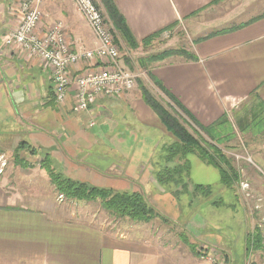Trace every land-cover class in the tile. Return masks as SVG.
<instances>
[{"label": "crops", "instance_id": "1", "mask_svg": "<svg viewBox=\"0 0 264 264\" xmlns=\"http://www.w3.org/2000/svg\"><path fill=\"white\" fill-rule=\"evenodd\" d=\"M21 1L0 0V264H161L165 246L145 238L144 228L121 232L91 221L96 209L90 203L95 200H67L78 207L70 210L41 166L47 158L53 171L72 180L139 192L157 213L167 215L173 200L152 175V157L159 145L143 136L144 131L112 120L122 104L138 108L139 115L127 105L137 124L153 114L136 87L117 100L99 99L81 113L72 112L71 94L63 105L55 103L50 70L20 48L4 46L8 32L21 20ZM225 1L114 0L138 42L164 28H168L164 35L181 26L194 30V41L183 48L193 60L171 56L155 63L150 73L203 127L234 114L247 125L257 111L263 120L264 9L241 4L237 20L206 21V13L232 11L221 4ZM238 1L244 3L236 0L232 7ZM39 8L40 36L59 21L73 50L96 47L71 0H41ZM249 102V110L235 113ZM159 132L164 135L161 128ZM20 144L22 149H16ZM131 156L142 159L131 163ZM215 247L204 253L215 256L216 264H228V254L221 257Z\"/></svg>", "mask_w": 264, "mask_h": 264}, {"label": "rangeland", "instance_id": "2", "mask_svg": "<svg viewBox=\"0 0 264 264\" xmlns=\"http://www.w3.org/2000/svg\"><path fill=\"white\" fill-rule=\"evenodd\" d=\"M227 1L232 3L228 4ZM243 1L244 3H239L238 1L235 6L237 9H235L232 6L236 4V0H226L221 4L228 6L227 11L232 8L231 12L225 14L226 11H223L218 15L213 13L212 16H209V12L206 13L205 20L222 18L221 22H223L229 17L235 18L237 11L241 8V4L242 8L247 5L248 7L259 9L263 6L264 9V0ZM243 12L240 13L238 18L242 17ZM235 20L237 19L235 18ZM155 39H153L155 41H150L146 46L139 44L138 48L134 50H128L124 46L123 50L120 49V60L125 65L124 67L135 75V80L137 79L136 88H138L137 81L139 80L157 100H160L166 107L168 106V110L176 115L190 132H193L197 127L187 120L186 116L177 107L169 105L170 100L159 91L152 81L149 73L155 63L143 66L140 61L148 56L156 55L169 49H186L195 39L194 30L187 26H181L173 34L164 35L162 33ZM139 99L143 100L142 97H139ZM127 105L139 115L138 108L134 104ZM127 105L122 104L118 111V116H112V120H115L117 124L122 122L123 125H130L132 128L144 131L143 136L152 138L153 143L156 146L159 145L154 150L152 160L154 162L159 160L160 164L155 165L153 161L151 163L154 168L153 176L156 177L157 171L160 169L156 166H161V168H172L174 166L173 163L165 161L166 152L163 151L164 145L170 140L162 127L163 124L159 123L158 116L148 105L145 104V108L153 114V117L146 118L144 124L135 122L132 111L128 109ZM250 105V102L246 105H241L235 113H243L249 110L246 106ZM263 112L261 113V116H263L261 122L257 121V124H253V126L255 125L254 127L243 128V130L242 127L245 125L235 119V114L230 116V118L227 115L228 125L225 130V138L223 139L222 137L221 142L214 139V143L221 150L222 157L217 152H214L212 148L209 149L210 154L228 172L229 176L231 174L226 163L230 168L236 170L239 175L237 180L229 179L230 187L225 186L221 182L220 174L216 167L205 163L196 155H192L187 157V160H189L187 181L184 174H181L180 185L174 190H171L172 186L169 184H165L162 187L167 190L166 194L171 196L170 199L173 200L172 211L167 212V215H163L168 220L167 222L153 219L148 223H142L118 217L105 209L99 199L95 200L94 203H90L96 209L93 212L96 217L92 218L91 221L97 222L99 225L104 224V227L113 228V230L121 232L134 230L135 228L142 230L144 228L145 238L154 239V241L165 246H162L166 251L162 252V257L160 256L161 264H216L218 259L215 256L204 253L205 248H214L215 246L219 247L215 248L217 252H220L221 257L225 252L228 254L230 258L228 264H264ZM186 120L188 123H186ZM160 128L163 130L164 135L162 136L159 132ZM197 132L199 139L205 140L208 144L211 143L210 139L201 131ZM141 159L139 156H131L128 161L131 163L137 162L138 164ZM182 184L185 187H182ZM194 185L203 186V191L199 189L198 192H194ZM63 200L62 203L65 202L66 205L70 206V210H78L76 203L67 201L65 198ZM257 226L259 227L258 231ZM244 247L248 256L246 261L243 258ZM167 254L168 256H166ZM216 255L218 254L216 253Z\"/></svg>", "mask_w": 264, "mask_h": 264}, {"label": "trees", "instance_id": "3", "mask_svg": "<svg viewBox=\"0 0 264 264\" xmlns=\"http://www.w3.org/2000/svg\"><path fill=\"white\" fill-rule=\"evenodd\" d=\"M95 1L103 9L105 15L111 22L114 29L115 43L118 45V47H120L119 49L121 50L124 49V46L128 50L137 49L139 44H141L142 46H146L150 41H152L168 29L164 28L160 32H156L150 36H147L141 42H138L135 40L130 29L128 28V25L122 14L119 12L114 0ZM239 27H241V25L235 28H231L229 29V31ZM171 56H180L187 60L194 59L193 55L185 51L184 49H169L159 54L148 56L140 62L143 66H145L146 64L150 65L156 62H162ZM149 75L159 91H161L170 100L169 105L171 107H177L178 110L186 116L187 120L192 122L195 127H197V129L193 130V132H190L188 128H186L180 121V119L168 110V106L166 107L162 102H160V100H157L156 97L151 94L150 91L145 86H143L139 80L137 81L138 88L140 90V94L144 103L148 105L150 109L158 116L166 130L174 138L163 147V151L166 152L165 161L168 163H173L174 166L172 168H161V166H156L160 169L159 171H157V176H153L154 181L161 188L165 184H169L172 186L171 190H174V188L180 185V181L182 180L181 174H184L187 181V173L189 169V160H187V157L196 155L205 163L216 167L219 171L221 182L225 186L230 187V180H237L239 178V175L237 174L236 170L230 168L226 163L229 169V173L231 174V176H229L228 172L219 165L215 157L210 154L209 151V149L212 148L214 152H217L219 154V156L222 155L221 150L214 143V139H217L218 142H221V138H225V130L226 126L228 125L226 115L222 116V118H220L216 123L210 126H201L191 115V113L186 108H184L182 104L151 75V73H149ZM257 114H259V111L252 113L250 124L242 127V130L243 128H251L253 124H257V121L261 122V120L259 119L260 117L257 116ZM186 123H188V121ZM197 131H201L204 135H206L210 139L211 143L208 144L205 140L199 139ZM16 149H22V145H18ZM16 157L17 155L15 156V159ZM154 163L155 165L160 164L159 160H156ZM18 164H21L20 160L18 161ZM50 164L51 163L47 160V158H44L41 166L46 170L51 183L54 185L55 192L58 195L63 196L66 200L92 201L99 199L105 209L110 211L111 214L118 217L128 218L129 220L142 223H148L153 219H159L163 222L168 221L164 216L157 213L154 208H152V206L148 205L146 200L139 192H118L109 188L92 187L86 183L72 180L70 178L64 177L60 173L53 171ZM182 187L185 186L182 184ZM199 189L203 191L204 188L201 185L193 186L194 192H198ZM164 190L167 192L166 189ZM169 192L172 193V191L170 190ZM198 253L200 254V252Z\"/></svg>", "mask_w": 264, "mask_h": 264}, {"label": "built area", "instance_id": "4", "mask_svg": "<svg viewBox=\"0 0 264 264\" xmlns=\"http://www.w3.org/2000/svg\"><path fill=\"white\" fill-rule=\"evenodd\" d=\"M71 1L91 31L95 48L73 50L59 21L40 36L37 26L42 18L41 0L19 3L21 20L8 32L4 46L18 47L38 58L51 72L55 103L63 105L71 94L72 112L81 113L99 99L122 98L135 88L137 79L120 60L114 29L103 9L95 0Z\"/></svg>", "mask_w": 264, "mask_h": 264}]
</instances>
